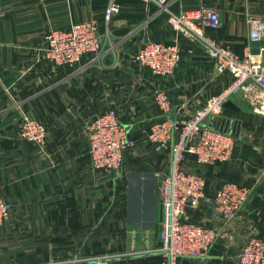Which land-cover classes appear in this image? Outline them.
Here are the masks:
<instances>
[{"label":"crops","instance_id":"crops-1","mask_svg":"<svg viewBox=\"0 0 264 264\" xmlns=\"http://www.w3.org/2000/svg\"><path fill=\"white\" fill-rule=\"evenodd\" d=\"M109 0H0V196L11 204L0 226V264H43L78 256L113 253L110 264H160L159 180L170 168V148L156 150L151 124L163 116L154 95L164 89L170 115L190 118L231 79L218 72L202 44L168 21L171 13L200 5L221 16L204 33L233 52L247 47L250 15L264 20V0H118L121 10L108 21ZM94 18L104 38L100 56L74 65L51 63L45 35ZM173 42L181 57L171 75L159 77L138 64L139 38ZM189 50H192L189 52ZM233 107L205 122L234 138L226 161L199 164L186 154L182 166L202 174L212 197L225 181L250 188L245 204L229 218L209 204L187 209L186 218L218 231L200 256L180 264H239L250 236L264 237V114L243 93ZM114 109L134 145L116 170L91 166L87 121ZM47 128L43 144L19 134L22 117Z\"/></svg>","mask_w":264,"mask_h":264},{"label":"built area","instance_id":"built-area-1","mask_svg":"<svg viewBox=\"0 0 264 264\" xmlns=\"http://www.w3.org/2000/svg\"><path fill=\"white\" fill-rule=\"evenodd\" d=\"M121 4L109 0L103 9L106 21L118 14ZM171 26L181 34L202 44L213 58L218 72L230 74V81L188 119L170 115L171 101L164 89L154 95V101L163 116L154 121L148 139L156 150L170 148V168L161 176L158 185L162 210L159 243L152 250L160 256V264H180L184 258H194L208 249L218 231L213 227L186 218L189 207L211 205L223 218L233 216L245 204L250 188L232 181H225L212 197L206 196V181L202 174L182 166L186 154H191L199 164L226 161L231 157L234 138L226 131L208 125L207 118L216 117L223 103L233 94L243 93L252 103L253 110L264 114V61L261 53L252 54L251 47L264 50V20L248 17L249 45L242 54L216 42L204 33L205 27L216 29L219 12L209 5L185 8L168 17ZM133 59L152 74L166 77L173 73L181 57L178 39L173 42L139 38ZM45 57L53 64L74 65L85 55H102L104 38L100 35L94 18L73 22L66 29H52L45 35ZM192 50H189L191 52ZM89 130L88 153L91 166L98 170H116L123 161L124 151L134 145L127 127L118 119L114 109H106L87 121ZM21 137L36 144H43L47 128L39 120L24 115L19 126ZM11 204L0 196V226L8 218ZM115 254L78 256L64 260H49L43 264H110ZM239 264H264V237L250 236L240 249Z\"/></svg>","mask_w":264,"mask_h":264},{"label":"water","instance_id":"water-1","mask_svg":"<svg viewBox=\"0 0 264 264\" xmlns=\"http://www.w3.org/2000/svg\"><path fill=\"white\" fill-rule=\"evenodd\" d=\"M10 0H2V5H7L9 3ZM219 20H221V16H219ZM250 52L252 54H259L261 53V58L264 61V50L260 52L259 47L253 46L250 49ZM224 107H233V104L231 102L230 99H227L224 103H223Z\"/></svg>","mask_w":264,"mask_h":264}]
</instances>
